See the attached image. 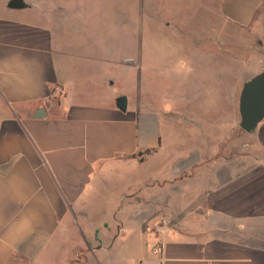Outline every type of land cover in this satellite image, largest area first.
Wrapping results in <instances>:
<instances>
[{"label": "crops", "instance_id": "crops-1", "mask_svg": "<svg viewBox=\"0 0 264 264\" xmlns=\"http://www.w3.org/2000/svg\"><path fill=\"white\" fill-rule=\"evenodd\" d=\"M25 1L0 0V264H94L153 222L141 264H264V119L247 132L228 113L222 135L194 142L167 172L162 113L129 100L120 109L124 93L102 66L69 64L56 37L61 0H46L44 15ZM194 5L226 30L264 25V0ZM257 54L239 97L264 67V46ZM82 226H93L88 243Z\"/></svg>", "mask_w": 264, "mask_h": 264}, {"label": "rangeland", "instance_id": "rangeland-1", "mask_svg": "<svg viewBox=\"0 0 264 264\" xmlns=\"http://www.w3.org/2000/svg\"><path fill=\"white\" fill-rule=\"evenodd\" d=\"M28 1L42 15L52 9L46 0ZM61 3L64 8L54 7V16H61L63 21H57L56 26L62 28L55 26L56 37L70 53L69 64H77L81 73L102 66L106 75H112L114 91L122 90L129 103L162 113L166 146L162 161L167 172L182 161L178 156L190 155L194 142L213 143L222 135L224 124L230 120L228 113L238 112L240 119L237 90L247 69L254 72L259 66L257 53L264 46L263 23L248 29L229 24L226 30V24L221 26L216 16L206 15L201 6L196 7V0ZM239 134L240 139L252 136L242 131ZM153 223L144 226L140 235L128 233L118 246L107 244L108 249L96 252L94 264H125V260L127 264H141L140 259L149 252L146 242H151L146 230ZM82 227L88 243L93 226ZM77 249L69 247L70 257ZM79 249L83 256V248Z\"/></svg>", "mask_w": 264, "mask_h": 264}, {"label": "water", "instance_id": "water-1", "mask_svg": "<svg viewBox=\"0 0 264 264\" xmlns=\"http://www.w3.org/2000/svg\"><path fill=\"white\" fill-rule=\"evenodd\" d=\"M29 3L25 0H9L8 7L24 8ZM117 105L120 109L126 110L128 106V97L121 95L117 99ZM44 108H40L36 114L42 116ZM240 127L247 131H253L264 119V67L263 69L247 80L241 89L239 97Z\"/></svg>", "mask_w": 264, "mask_h": 264}]
</instances>
